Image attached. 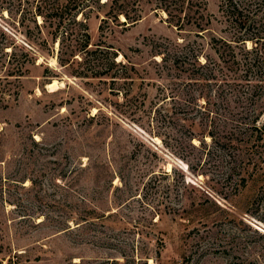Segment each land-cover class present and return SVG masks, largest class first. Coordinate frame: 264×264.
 <instances>
[{
	"label": "rangeland",
	"instance_id": "1",
	"mask_svg": "<svg viewBox=\"0 0 264 264\" xmlns=\"http://www.w3.org/2000/svg\"><path fill=\"white\" fill-rule=\"evenodd\" d=\"M221 1L204 0L201 39L146 4L135 24L120 17L102 31L106 7L84 9L91 45L137 71L117 86L78 76L92 65L85 53L80 64L57 62L59 42L74 43L37 15L43 0H0V43L15 44L0 63L25 52L35 61L7 79L0 100V264H264V131H234L226 144L224 117L237 104L221 81L194 84L201 112L176 114L160 101L172 77L158 75L151 52L166 39L203 45L217 61L208 37L233 33ZM208 106L214 140L201 130Z\"/></svg>",
	"mask_w": 264,
	"mask_h": 264
},
{
	"label": "trees",
	"instance_id": "2",
	"mask_svg": "<svg viewBox=\"0 0 264 264\" xmlns=\"http://www.w3.org/2000/svg\"><path fill=\"white\" fill-rule=\"evenodd\" d=\"M42 4L37 10V15L41 16L44 22L49 19V25H55L56 30L65 26L66 38L69 37L74 43L64 47L62 40L59 42L57 62L62 66H69L77 62L75 61L77 53H85L90 57L92 65L86 69V73L82 71L78 76L91 75L93 78H105L111 85L120 86L127 82L132 84V72L137 71L129 63L118 61L117 54L105 43L91 45L86 25L88 15L83 13L86 8L91 10V4L100 10L105 7L107 9L99 24V31L109 23L118 24L120 17L124 18L120 23L122 25L135 24L142 18L143 5L146 4L152 11L164 13L165 22L174 27L179 34L192 29L194 35L201 39L203 34L209 32L210 21L205 14L204 0H106L104 2L63 0V3H60V0H43ZM219 12L227 25L232 28L233 33L227 37H208L206 44L216 55L217 61H214L210 55H202L203 45L171 42L166 39L153 44L151 52L152 57L160 58L154 59V64L160 68L157 70L158 75L165 73L172 77L173 88L168 93L164 92L160 101H165L167 98L173 101L176 114H188L189 111L201 112L202 107L197 100L200 97L193 95L195 90L191 88L194 84L200 83L199 86L203 87L220 81V84L224 82L228 84L226 92L229 96H233L237 107L227 111L224 118L230 126L228 128L224 126L223 130L230 131L229 136L224 138L226 144L233 146L236 140L234 131H264V120L259 125L261 117L264 116V106L259 107L264 101V0H222ZM79 13L84 17L83 20L77 18ZM247 43H250V47H247ZM7 47L10 50H5ZM14 49V43H0L2 56H8V53H12ZM200 56L204 57L203 62ZM22 57L23 61L13 56L12 59L3 61L5 65L3 62L0 63L1 67L5 66L7 69V73L0 78V82L5 83L2 87L0 84V100L8 91L5 89V85L9 82L7 79L21 76L25 64H35L32 56H28L27 52L22 54ZM221 71H226L224 76H217ZM229 71L233 74H228ZM165 89L163 87L162 92ZM202 112L205 113V120L210 125H206L201 130L209 131L208 137L214 140L215 134L212 131L216 127L213 118L208 117L215 111L208 106V109H203Z\"/></svg>",
	"mask_w": 264,
	"mask_h": 264
},
{
	"label": "bare ground",
	"instance_id": "3",
	"mask_svg": "<svg viewBox=\"0 0 264 264\" xmlns=\"http://www.w3.org/2000/svg\"><path fill=\"white\" fill-rule=\"evenodd\" d=\"M55 85H56V82L54 81V82H52L51 84H49V88L52 89V87H54Z\"/></svg>",
	"mask_w": 264,
	"mask_h": 264
}]
</instances>
